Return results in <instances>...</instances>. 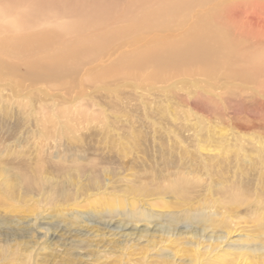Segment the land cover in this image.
Wrapping results in <instances>:
<instances>
[{"label": "rangeland", "instance_id": "1", "mask_svg": "<svg viewBox=\"0 0 264 264\" xmlns=\"http://www.w3.org/2000/svg\"><path fill=\"white\" fill-rule=\"evenodd\" d=\"M202 1L208 7L213 2ZM18 2L0 0V165L28 164L39 175L44 170L40 164H49L45 165L49 175L53 163H41L37 154L38 146L46 144L45 151L57 155L55 162L95 163L100 177L95 181L73 171L66 182L72 186L70 194L78 196L66 200H50L40 191L26 196L15 186L21 199H14L0 190V222H22V227L35 217L66 232L50 250L43 248L40 233L26 238L16 230L9 232L18 236L12 240L1 234L0 264H264V89L261 93L250 89L253 82L264 87V42L251 45L243 39L248 36L238 33L237 62L255 57L258 72L242 73L238 79L223 76L215 87L208 78L179 73L178 62L160 78L131 67L109 69L115 61L129 58L117 34L105 44L112 50L103 47L105 59L94 61L90 43L91 50L82 51L78 59L61 60L77 67L66 72L53 57L82 46L89 37L94 45L98 36L92 33H106L117 23V14L101 24L104 15L86 8L80 18L58 13L55 22L54 17L37 18ZM190 7L184 25L174 29L178 38L195 18L198 6ZM227 10L218 15L225 16ZM34 32H40L38 37L48 35L44 46L26 39L36 38ZM96 43L98 48L100 42ZM47 57L56 61L53 74L32 69V63ZM178 178L189 183L185 197L169 189ZM79 185L84 189L78 190ZM139 185L155 189L139 192L135 189ZM236 190L247 194L235 204L230 197ZM178 212H200L211 222L173 224L169 219L178 218ZM75 213L80 222L67 226L66 218ZM129 213L133 218L126 217ZM142 213L151 216L144 220ZM125 222L133 228L127 229ZM169 223L171 228L164 229ZM5 242L14 244L10 249L15 254L3 250Z\"/></svg>", "mask_w": 264, "mask_h": 264}, {"label": "bare ground", "instance_id": "2", "mask_svg": "<svg viewBox=\"0 0 264 264\" xmlns=\"http://www.w3.org/2000/svg\"><path fill=\"white\" fill-rule=\"evenodd\" d=\"M4 1H9V0H4ZM125 1H127V0H20V3L18 2V5L24 7L23 9H25V10H26V8L30 9L26 12H30L33 15H36L37 18L39 15H41V17L42 16H48V18L54 17L58 13H62L63 15H64V13H68L71 16H76V18H80V15L84 14L83 9L95 8L97 14H100L99 15L100 17L102 14L104 15L103 19H100V21H99V23H101V24H103L106 21V19H109L111 17L110 14H112V13L117 14V15L114 14L115 17L118 18L117 23L115 22L113 25L109 24V26L112 25V27L106 33H104L101 36L92 33L91 36H95V37L98 36L97 37L98 39L95 38L96 40L94 42V45L92 44L93 43L92 42L93 39H91L92 37H89V38H86V40H84L81 43L82 46L81 45H78V46L75 45V47H76L75 49L69 48L70 50H67L65 52V54H61V55L58 54L59 56L53 57V59L55 58L54 60H56V58L60 59L59 64L61 65L62 69H66V72H70V70H74L77 67H75V65L74 66L68 65V64L64 63V61H61V60L65 59L67 57H68V59L70 57L77 58L79 55H81L82 51L91 50V49H88V46H89L88 44H90V43H91L90 45L93 46V47H91L93 49V52H95V54L93 53L94 56L92 55L94 57V61L95 60H102L106 56L105 51L107 50L106 49L105 51H103V47L106 43H108V44L110 43L108 41H111V37H114L115 34H117V37L119 39L118 41H120V45L123 44L127 48L123 53H127V56L129 58L125 59L123 61H115L109 69H113V68L115 69L116 67L117 68L124 67L125 69H127V67H131V68H136L137 70H140V71H147V72H145V73H147L146 75L153 76L156 78H160L161 77L160 74H162V76H163L166 73L167 69L172 68V65L175 64V62H178L179 63V65H178L179 73L188 71L186 73L193 74L196 77L199 76L202 78H208L209 80L207 83L210 84V86L214 85L213 87L217 86V85H215L216 83H218L216 81L220 80L223 76L225 78L228 77L231 79L232 78L238 79V77H240L242 73L244 74L247 72V73H250V75H254V73L258 72V69L260 66H257V58H255V57L252 58L251 56H248V63H247V61L245 62V60H243L240 63V62H237L238 57L234 51H235V47H239L241 45V44H238L239 40H241L239 37H237L238 33H241L245 36H248L249 39L243 38V37H241V38H243L246 42L251 41L250 42L251 45L252 44H254V45L258 44L259 40L264 42V1L263 0L262 1L261 0H219L218 2H216V0H213V2L211 1L212 3L210 4L209 7L207 6L206 3H203L202 0H130L131 3L124 4ZM15 2H16V0H15ZM246 2H247V4H246ZM2 3H4V2L2 1ZM11 4H12V1H11ZM227 4H232V5H229L230 10H229V7L228 8L226 7ZM193 5L198 6V9H196L195 18L189 24L188 28L183 29L185 31H182V33L180 34L181 36L178 38V31L174 30V29L178 28L179 25H184V23L182 24V22L186 18L187 9L191 8L190 6H193ZM182 8L186 9V11L180 13L179 11ZM44 9H46V10H44ZM225 9H228L226 11L227 14H225V16H219L218 12L222 11V13H223V11H225ZM178 12H179V15H178ZM214 14L216 16H219V17L216 18L215 16H213ZM36 17H35V19H37ZM58 18H59V16L57 18L54 17L53 21H54V19H56L55 22H57ZM63 18L65 19V17H63ZM49 19H48V21H49ZM46 21L47 20L45 18V23H46ZM28 22L30 23L32 21L30 20ZM34 22H35V20H34ZM34 22H32V24ZM29 23H27V24H29ZM37 23H39V22H37ZM100 25H98V26H100ZM45 31H43V32H45ZM31 33H33V32H31ZM31 33L29 34L30 36H31ZM38 34H36L37 35L36 38H33V39L32 38H26V39L27 40L31 39L30 42L33 40L34 41L37 40L36 42L38 43L39 46H44L45 40H46V39L44 40V37L46 38V36H48V35H42V36L38 37ZM54 36H55V34H54ZM61 36L62 35H60V37ZM249 36H251V37H249ZM76 37L78 38L80 36L78 34H76ZM41 39H43V40H41ZM47 40H48V38H47ZM97 40L100 42V44L98 45V48L95 47L97 44L96 43ZM178 43L181 45L180 47H178L179 46ZM32 44H33V42H32ZM48 44H49V42H48ZM33 45H36V44H33ZM39 46H37V47H39ZM79 46H81L82 48H80ZM108 46H106V47L109 48ZM39 48H41V47H39ZM120 48H123V47H120ZM100 49H102V50H100ZM98 50L101 51V56H99V54L97 53ZM110 50H112V49H110ZM252 52H254V51H252ZM96 54H98L97 55L98 57L97 56L95 57ZM51 57H47L43 61L41 60L38 62H34V63H32L33 68L30 66H29V68L30 69L32 68L33 70H35L39 73H42V74H46V75L51 74L53 71V66H55L53 63L56 62V61L55 62L53 61L51 63V61H50ZM58 61H57L56 65H58ZM262 61L264 62V59ZM235 63H238V64L235 65ZM32 64H30V65H32ZM166 66H169V67H166ZM262 67H264V66L262 65L261 68ZM173 68H177V67H174V65H173ZM9 69H10V71H14L13 67H11ZM113 71H116V70H113ZM104 72H105V70H104ZM186 73H183V74H186ZM250 75H248V77H251ZM229 83H230V81H229ZM233 84H235V83H233ZM245 84L248 85L247 82ZM251 88L253 90H255V92L259 91V93L263 92V89H264L263 86L259 87V84L256 82H253V86L250 87V89ZM263 100H264V98H263ZM46 138H47V136H46ZM53 143L56 144V141ZM49 144H51V143H49ZM45 145H42V147L38 146L37 154L39 156V160L41 163H47V162H49L50 164L53 163L52 166H54L55 168L53 167L54 169H50V172H51V170L55 171L53 176L50 175V172L48 175L47 174L48 170L47 169L45 170V165L47 166L49 164H45L44 166H42V164H40L41 168L44 167L45 171L39 170L40 173L38 175V172L36 173L35 170L34 171L30 170L32 168H29L30 166L28 164L25 165L24 163H21L20 166L18 167L17 165L12 166L9 163L8 164L4 163L3 165L1 163V165H0V177L3 176V183L2 184L0 183V190L4 193L3 196H7L8 198L19 199L20 196L16 197L17 188H14V186H15V187L21 188V191L23 190L24 191L23 193L26 196H28V194H33L34 192L36 193L37 191H40V193L41 192L46 193L48 196V199H50V200L57 199V198L58 199L60 198V200L61 199L66 200L68 197H70V195H72V194H70V192H71L70 189L72 186L69 187L68 182H66V180H67V177L69 175H71L73 171H76L77 173H79V175H78L79 177H84V175H87L92 180H95V181L100 177V176H98V170L96 169L95 163H92L91 165H85V163L83 164L77 160H73V161H71V165H68V164H66V162H67L66 160H65L66 161L65 163L62 161H56L55 162L54 157H57V155L52 156L49 149L47 151H45V149L48 148L47 146L43 147ZM20 147L23 148L22 146H20ZM49 148H51V145L49 146ZM54 148H55V146H54ZM56 148H58V146ZM180 168H181L180 165H178V171H180ZM74 175H75V173H74ZM91 179H89V181ZM14 182H16V183H14ZM11 183H13V184L11 185ZM95 184H97V183H95ZM188 184L189 183L186 182L184 179L178 178V180H176V181L174 180V182L172 184H170L169 189L170 190H176V191L178 190V192L181 194V196L185 197V193H186L185 190H187ZM241 185H242V183H241ZM9 186H12V189H8ZM79 187H80V185H79ZM80 189L81 190L84 189L83 185L80 188H78V190H80ZM135 189L139 192H149V191H153L155 189V187L152 188V187H149L148 185L147 186L146 185L145 186L139 185L138 187H135ZM78 194H79V192H78ZM246 194L247 193H245L243 190L234 191L232 196L230 197L231 202H234L235 204L242 202L244 200V198L246 199ZM72 196H76V193H75V195H72ZM76 197H74V199ZM20 199H21V197H20ZM178 200H182V199L178 198ZM182 201H184V200H182ZM187 203L189 206V201ZM185 204H186V201H185ZM190 204H192V202ZM116 206L121 207V205H119V204H116ZM115 209H114V211H115ZM118 212L121 213L119 210H118ZM179 213L180 212H178V218H177V216L172 215L169 219L170 222H172L173 224H177L181 220H184V221L186 220L188 222H193L195 224L197 222L201 223V221H203V220H204V222H207V223L211 222L210 218H207L205 216V214H202L200 212L197 214L189 213V212H183L181 214H179ZM127 216L129 218H133L132 213H129L128 215H126V217ZM150 216L151 215L149 213H142L140 215V217L144 220L148 219ZM63 217H65V216H63ZM79 217L80 216L76 213L68 216L66 219L69 221H66V223H67L66 225L69 227H74L73 224L75 225V224L80 222ZM9 223H11V222H9ZM21 223L22 222H17V223H15V225L14 224L11 225V224H8L7 221L3 220L2 222H0V236L5 235L6 238L12 240L11 238L18 237V236L10 235L9 232L13 233L16 230H18L20 234L22 233V235L26 236V238L33 235L34 232L37 233V235H38V233H40L39 240H41L42 244L45 245V246H43V248L44 249L48 248L50 250L52 247H49V246H52L51 244L55 243L57 240L64 239L63 235L66 234L65 231H61L59 229V226L57 224L53 225L51 223H47V221L44 222L43 220H41V218H40V220H37V218L34 217L33 219L26 220V221H24L22 227H20ZM118 223H120V222H118ZM80 224H82V223H80ZM173 224L169 223V226L165 227L164 229L169 230L171 228L170 226H172ZM106 225H108V224H106ZM126 225L128 226V227L126 226L127 229L131 230L133 228V226L132 225L130 226L129 223H126ZM76 227H78V226H76ZM87 227H89V226H87ZM120 227H122V226H120ZM85 229H86V227H85ZM109 229H107V230H109ZM20 230H22V231H20ZM145 231H147V230H145ZM6 232H7V234H6ZM129 233L130 232H128L126 235H128ZM193 233H195V232L193 231ZM222 233H224V232H222ZM14 234H16V233H14ZM96 234H98V233H96ZM118 234H120V233H118ZM86 235H87V232H86ZM74 236H77V234H74ZM79 237H81V236L79 235ZM69 238H70V236H69ZM69 238H66V239L69 240ZM223 240L224 239L222 238V241ZM72 241H73V239H71L68 243H70ZM26 243L27 242H24V244H26ZM33 243H35V242H33ZM10 244L11 243L5 242V245L3 246V250L5 252H8L9 254L14 253V250L10 249V248H12V246L14 244H11V245ZM34 248H35V246H34ZM19 249H21V248H19ZM27 249H29V248H27ZM45 250H47V249H45ZM254 251L256 252L255 249H254ZM21 252H23V251H21ZM49 253L52 254L53 251L51 250V251H49ZM2 258H3V256H2ZM18 261H22V263H23V260H18ZM24 263H26V262L24 261Z\"/></svg>", "mask_w": 264, "mask_h": 264}]
</instances>
